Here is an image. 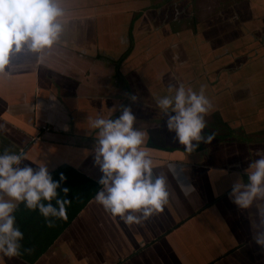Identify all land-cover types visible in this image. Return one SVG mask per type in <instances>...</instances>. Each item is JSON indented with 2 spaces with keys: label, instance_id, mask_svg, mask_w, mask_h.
I'll return each instance as SVG.
<instances>
[{
  "label": "crops",
  "instance_id": "crops-1",
  "mask_svg": "<svg viewBox=\"0 0 264 264\" xmlns=\"http://www.w3.org/2000/svg\"><path fill=\"white\" fill-rule=\"evenodd\" d=\"M60 2L64 42L13 54L0 69V152L20 150L50 173L68 165L97 182L88 120L112 107L115 118L127 106L154 175L167 174L169 203L128 226L93 196L67 222L83 198L76 183L66 220L49 226L19 206L21 253L0 255V264H264L253 241L264 202L242 210L227 198L237 174L264 152V0ZM170 84L203 86L213 105L204 131L215 137L191 156L155 104Z\"/></svg>",
  "mask_w": 264,
  "mask_h": 264
},
{
  "label": "clouds",
  "instance_id": "clouds-1",
  "mask_svg": "<svg viewBox=\"0 0 264 264\" xmlns=\"http://www.w3.org/2000/svg\"><path fill=\"white\" fill-rule=\"evenodd\" d=\"M64 16L60 0H0V69L10 64L13 54L26 51L38 55L63 43ZM167 91L168 95L156 99V107L166 117L165 129L174 134L175 142L191 156L201 143H211L215 137L214 133L206 135L204 131L205 117L213 105L203 86L196 91L184 84H170ZM115 111L112 107L107 117L97 114L88 120V130L95 133L93 162L101 173L94 200L125 225H140L162 212L169 203L167 174L154 175L153 159L144 147L145 133L134 126L136 117L131 109L124 106L113 118ZM255 155L242 170L243 176L237 174L227 192L228 200L238 209L246 210L264 202V152L257 151ZM41 160L33 163L20 150L0 152V255L3 257L11 259L21 253L24 234L16 224L15 215L20 205L37 212L49 226L57 219H67L71 201L65 198L69 189L61 187L65 177L61 174L58 180L53 179L47 164ZM168 174L175 178V164H169ZM257 217L253 241L264 249V208L257 209Z\"/></svg>",
  "mask_w": 264,
  "mask_h": 264
},
{
  "label": "trees",
  "instance_id": "trees-1",
  "mask_svg": "<svg viewBox=\"0 0 264 264\" xmlns=\"http://www.w3.org/2000/svg\"><path fill=\"white\" fill-rule=\"evenodd\" d=\"M61 174H63V176L65 177V180L62 182L61 187H67L70 191V192L69 191L68 192L73 194L74 196L76 194V183L80 184L83 182L82 187H78L79 188L78 189L79 195L83 196L82 202L78 204L76 209L69 212V214H68L69 217L67 220V222H68L77 213V211L79 209H81L83 207V205L86 204L88 202V200H90L95 195V192L99 188V184L97 182H94V181L88 179L86 176L77 173L72 167H70L68 165H61L51 172L53 179H56V180L59 179ZM73 175H77L78 179H75L73 177ZM71 191H74V192H71ZM69 197L70 198H68V199L71 201V203H70V205H68L67 208L71 207V205L74 204V198L71 195ZM67 222L65 221V223H67Z\"/></svg>",
  "mask_w": 264,
  "mask_h": 264
},
{
  "label": "built area",
  "instance_id": "built-area-1",
  "mask_svg": "<svg viewBox=\"0 0 264 264\" xmlns=\"http://www.w3.org/2000/svg\"><path fill=\"white\" fill-rule=\"evenodd\" d=\"M44 129H46V130H47L48 128H47V127H44Z\"/></svg>",
  "mask_w": 264,
  "mask_h": 264
}]
</instances>
